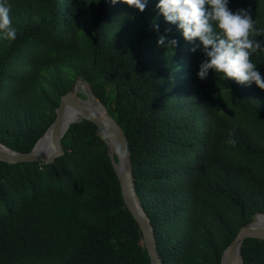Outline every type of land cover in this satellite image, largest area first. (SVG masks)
<instances>
[{"label": "trees", "instance_id": "obj_1", "mask_svg": "<svg viewBox=\"0 0 264 264\" xmlns=\"http://www.w3.org/2000/svg\"><path fill=\"white\" fill-rule=\"evenodd\" d=\"M6 3L17 36L0 38V143L31 152L84 79L128 138L163 264H221L264 213V90L211 70L201 80L202 45L192 51L199 40L159 0L143 12L122 0ZM228 6L264 27V0ZM161 34L178 44L158 46ZM251 59L264 77V52ZM62 144L53 164L0 162V264H151L102 131L83 120ZM242 256L264 264V240H245Z\"/></svg>", "mask_w": 264, "mask_h": 264}, {"label": "clouds", "instance_id": "obj_2", "mask_svg": "<svg viewBox=\"0 0 264 264\" xmlns=\"http://www.w3.org/2000/svg\"><path fill=\"white\" fill-rule=\"evenodd\" d=\"M114 5L120 0H110ZM130 7L143 12L148 0H122ZM229 0H159V13L171 24L177 25L185 40H199L192 51L202 45L205 59L199 65L198 77L205 80L209 71H214L220 79H234L237 83H255L264 90L261 76L251 57L264 52V27L257 28V21L250 10L240 8L233 12ZM156 30L159 26L155 25ZM170 32V29H166ZM17 30L12 26L10 6L0 0V38L15 40ZM167 35L158 36V46H164ZM176 39L168 40L167 46L174 48ZM231 135V133H230ZM229 143H235L229 140Z\"/></svg>", "mask_w": 264, "mask_h": 264}, {"label": "water", "instance_id": "obj_3", "mask_svg": "<svg viewBox=\"0 0 264 264\" xmlns=\"http://www.w3.org/2000/svg\"><path fill=\"white\" fill-rule=\"evenodd\" d=\"M83 120L93 122L102 131L109 158L121 184L125 204L140 226L151 264H163L154 228L137 192L128 138L84 79H78L72 89L61 97L54 122L31 152H17L0 143V162L55 163L65 154L62 140L69 128ZM247 239L264 240V213L255 214L253 219L239 230L236 238L225 250L221 264H243L242 246Z\"/></svg>", "mask_w": 264, "mask_h": 264}, {"label": "bare ground", "instance_id": "obj_4", "mask_svg": "<svg viewBox=\"0 0 264 264\" xmlns=\"http://www.w3.org/2000/svg\"><path fill=\"white\" fill-rule=\"evenodd\" d=\"M79 87H81V88H82V85H80Z\"/></svg>", "mask_w": 264, "mask_h": 264}]
</instances>
